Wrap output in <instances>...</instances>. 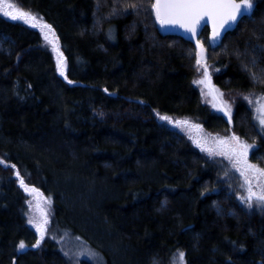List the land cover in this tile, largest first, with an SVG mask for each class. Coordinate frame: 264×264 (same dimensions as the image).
<instances>
[{"label": "trees", "instance_id": "16d2710c", "mask_svg": "<svg viewBox=\"0 0 264 264\" xmlns=\"http://www.w3.org/2000/svg\"><path fill=\"white\" fill-rule=\"evenodd\" d=\"M16 1L53 29L66 69L36 29L0 14V264H74L62 239L89 253L75 264H171L181 252L184 264H264V212L240 205L219 166L159 118L231 126L263 168L264 130L238 95L230 120L202 102L196 48L164 33L155 0ZM254 1L219 44L199 35L213 82L234 94L264 93ZM14 171L50 201L49 237L26 223Z\"/></svg>", "mask_w": 264, "mask_h": 264}, {"label": "rangeland", "instance_id": "374dc122", "mask_svg": "<svg viewBox=\"0 0 264 264\" xmlns=\"http://www.w3.org/2000/svg\"><path fill=\"white\" fill-rule=\"evenodd\" d=\"M254 2L253 0V5ZM13 5L16 9L31 13V15L36 17V21L33 22L36 23V27H32L30 24L19 20L13 21H18L28 27L36 29L40 33L43 41L42 44L51 51L55 60L57 72L60 75L61 72L58 69V59L63 61L64 72L61 76L65 78V58L53 29L43 21L41 17L21 6L16 0H0V14L4 16L2 14L3 12L10 11L15 14V11L11 7ZM4 17L10 19L6 16ZM43 25H47L48 27H43ZM158 25L162 28L159 20ZM45 36L48 37L47 40ZM204 49L205 56H208V50L205 47ZM195 54V76L192 83L198 89L202 102L205 103L211 111L221 114L225 118H231L234 105L233 101L236 99V95H238L248 103L252 110L254 120L257 124L262 126L260 120L263 112L260 109L264 106V93L248 91L242 93L235 92L234 94V92H228L219 88L212 79V62L207 61L208 59L206 58L207 60L201 61L198 65L197 57L199 55L197 50ZM205 71L207 72V77H205ZM201 80H203L204 83H197V81ZM161 117H167L168 119H161ZM159 119L169 127L184 134L200 152L219 166L221 180L222 182L224 181L223 184L225 188L229 189L235 195L240 205L247 209H258L264 212V201L257 199V197L264 195V175H261V172H264V168L258 163L250 162L249 158L251 151L256 147L255 143L240 136L231 126H228V128L222 132H210L207 131L200 122L191 117L160 116ZM177 121H187V123L177 124ZM232 137H236L237 139L233 140ZM242 144L252 146L248 148L246 154H244V149L241 147ZM0 163L6 164L1 160ZM17 173V171H14L15 178L20 184L22 178L20 175L18 176ZM24 184L29 189V191H26L20 184L27 196V206L24 213L26 223L37 232L40 241L50 236V225L52 221L50 201L38 189L26 183ZM59 242H62V246L66 248L74 264L75 261L78 262L81 257H85L89 254L83 252L82 244L78 246L73 239H62L59 240ZM179 254L180 253L173 258L171 264H181ZM182 264L184 263L182 262Z\"/></svg>", "mask_w": 264, "mask_h": 264}, {"label": "snow or ice", "instance_id": "6c2138e0", "mask_svg": "<svg viewBox=\"0 0 264 264\" xmlns=\"http://www.w3.org/2000/svg\"><path fill=\"white\" fill-rule=\"evenodd\" d=\"M15 11V14L10 12H3L2 14L12 20H19L24 23L30 24L32 27H36V17L31 15V13L20 11L16 9L15 6H11ZM156 9L157 19L160 23L163 24H180L181 27L185 28L187 31H190L193 35L197 32V26L200 24L203 17L207 16L209 19H214V17L219 16V23L214 19L213 23V33L212 38L215 39L220 35V29H227L231 27L232 23L241 18L245 13H248L253 7V0H241L240 3H236L235 0H179V2H158L153 5ZM220 10H226L221 12ZM43 27H48L43 25ZM47 40L48 37L45 36ZM201 51L203 46L199 45ZM201 61L198 59L197 64L199 65ZM58 69L63 75V61L58 59ZM205 77H207V72L205 71ZM197 83H204L203 80L197 81ZM264 112V106L260 109ZM161 119H168L167 117H161ZM177 124L184 123L187 121H177ZM260 123L264 125V118H261ZM233 140H236V137H232ZM241 147L244 149V154L247 153L248 148L252 147L250 145L242 144ZM251 167V166H250ZM19 176V173H17ZM261 175H264V172H261ZM20 184L25 188L26 191H29L27 186L24 184L23 179L20 180ZM257 199L264 201V195L257 197ZM39 244V241H37ZM22 249L24 248L23 242L19 245ZM184 253L179 254V260L181 264L183 262Z\"/></svg>", "mask_w": 264, "mask_h": 264}, {"label": "water", "instance_id": "95a60500", "mask_svg": "<svg viewBox=\"0 0 264 264\" xmlns=\"http://www.w3.org/2000/svg\"><path fill=\"white\" fill-rule=\"evenodd\" d=\"M158 2V0H155V4ZM160 3H166V2H179V0H159ZM236 3H240V0H235ZM253 10L252 9L248 12L245 13L241 18H239L237 21L233 22L231 27L225 29H220V35L217 36L215 39L212 38V33H213V23H214V19L217 23H219V16L214 17V19H209L207 16L203 17L200 24L197 26V32L195 35H193L190 31H187L185 28L181 27L180 24H161L164 33L168 34V35H174V36H178L180 38H182L183 40L190 42L191 44H193L199 54L198 59L200 61H204L205 59V53L204 50L201 51V48L198 46V42L199 45H202L199 41V35L201 33V31L204 28L208 29V35H209V39L213 42V43H219L222 41L224 35L230 31H232L237 23L246 16L251 15ZM221 12L226 11V10H220ZM160 22V21H159ZM262 118H264V112L262 115ZM262 128L264 130V125H262Z\"/></svg>", "mask_w": 264, "mask_h": 264}, {"label": "bare ground", "instance_id": "6f19581e", "mask_svg": "<svg viewBox=\"0 0 264 264\" xmlns=\"http://www.w3.org/2000/svg\"><path fill=\"white\" fill-rule=\"evenodd\" d=\"M211 41V40H210ZM212 42V41H211ZM213 43V42H212ZM220 43V42H219ZM219 43H213V44H219ZM203 46V45H202ZM203 50L205 51V49H204V46H203ZM205 53V52H204ZM199 55V54H198ZM197 60H198V57H197ZM206 60V56H205V59H204V61Z\"/></svg>", "mask_w": 264, "mask_h": 264}, {"label": "flooded vegetation", "instance_id": "af4514ba", "mask_svg": "<svg viewBox=\"0 0 264 264\" xmlns=\"http://www.w3.org/2000/svg\"><path fill=\"white\" fill-rule=\"evenodd\" d=\"M227 119H228V117H226ZM231 118H229V120H230Z\"/></svg>", "mask_w": 264, "mask_h": 264}]
</instances>
